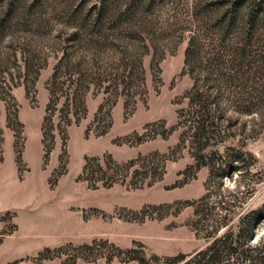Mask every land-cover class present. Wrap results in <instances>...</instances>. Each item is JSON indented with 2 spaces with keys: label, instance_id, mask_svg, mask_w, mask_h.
<instances>
[{
  "label": "rangeland",
  "instance_id": "rangeland-1",
  "mask_svg": "<svg viewBox=\"0 0 264 264\" xmlns=\"http://www.w3.org/2000/svg\"><path fill=\"white\" fill-rule=\"evenodd\" d=\"M262 204L264 0H0V264H184Z\"/></svg>",
  "mask_w": 264,
  "mask_h": 264
},
{
  "label": "trees",
  "instance_id": "trees-1",
  "mask_svg": "<svg viewBox=\"0 0 264 264\" xmlns=\"http://www.w3.org/2000/svg\"><path fill=\"white\" fill-rule=\"evenodd\" d=\"M203 219L213 222L211 243L184 264H264V231L258 235L264 226V204L242 216L236 229L213 214ZM185 257L183 254L179 259Z\"/></svg>",
  "mask_w": 264,
  "mask_h": 264
}]
</instances>
